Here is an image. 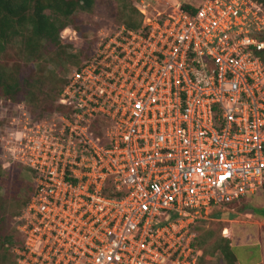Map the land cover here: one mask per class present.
<instances>
[{"label": "built area", "instance_id": "obj_1", "mask_svg": "<svg viewBox=\"0 0 264 264\" xmlns=\"http://www.w3.org/2000/svg\"><path fill=\"white\" fill-rule=\"evenodd\" d=\"M170 6L72 68L68 114L16 130L13 264H197L193 224L264 191V4Z\"/></svg>", "mask_w": 264, "mask_h": 264}, {"label": "rangeland", "instance_id": "obj_2", "mask_svg": "<svg viewBox=\"0 0 264 264\" xmlns=\"http://www.w3.org/2000/svg\"><path fill=\"white\" fill-rule=\"evenodd\" d=\"M176 1L131 0L137 9L145 6L146 14L169 11L170 5ZM119 16L120 6L115 0H95L90 12L75 13L70 18L67 27L69 29L65 30L66 37L63 44L70 45L65 47L67 53H76L78 49L85 48V55L90 56L102 40H108L120 29V26L124 25V21L119 19ZM143 16L138 9L135 19L142 21ZM12 43L6 50L0 51V64L17 74L20 84V89L12 100H8L0 89V204L4 214L0 232L6 236L11 232L14 224L15 216L12 218L10 214L26 200L31 192L29 182H32L30 171L20 163L12 161L10 156L17 145L16 130L24 129L28 112L32 113L34 118L41 119L47 116L54 118L55 121L60 119L58 116L61 114L69 113V109L59 102L62 81L74 68L72 62L84 58L80 53L77 58L61 62L55 58L53 50L49 51L45 48L37 59L26 60L22 58V54H18L20 53L18 43ZM217 209L219 212L224 211L223 214L210 215L209 226L203 227L200 232L199 246L203 251L197 264L223 263L224 259L218 249L219 245H223L221 238L232 243L234 251L241 259L246 258L244 254L248 249L257 247L259 243L258 225L245 220L250 219L246 214L251 212L254 218L264 223L263 190L247 194V197L240 201L215 208ZM224 228L228 229V233H222Z\"/></svg>", "mask_w": 264, "mask_h": 264}, {"label": "trees", "instance_id": "obj_3", "mask_svg": "<svg viewBox=\"0 0 264 264\" xmlns=\"http://www.w3.org/2000/svg\"><path fill=\"white\" fill-rule=\"evenodd\" d=\"M120 6L119 19L123 20V24L127 28L138 29L142 25V21H137L135 18L138 15V9L131 0H115ZM264 4V0H257ZM95 4V0H0V51L7 49L8 45L17 44L22 58L33 60L39 57V53L45 48L49 51H54L55 58L61 62H65L71 58H77L80 53L84 56L81 61L72 62V65L78 66L89 56L85 55V48L78 49V52L67 53L64 46V36L62 31L69 26L71 16L77 12H90ZM49 45L51 47H49ZM70 46V45H69ZM54 47V49H53ZM264 59V50L261 54ZM65 76L62 81V88L67 78ZM0 89L8 100H12L16 96V92L20 89L18 75L13 71L10 72L7 68L0 64ZM4 160V159H2ZM32 192V182H29ZM31 192L26 200L10 217L19 214L30 198ZM107 192V191H106ZM245 197V196H244ZM242 197L241 199H243ZM247 197V196H246ZM240 199V200H241ZM238 201H233V204ZM217 208V207H216ZM219 210L212 209L211 215L216 216ZM208 220H199L193 224V230L196 232L194 245L201 251L198 260L202 255V248L199 246V236L203 227L209 226ZM4 221L2 204H0V225ZM223 221V219H220ZM11 232L6 236L0 232V264L14 263V254L12 247L18 244L21 240L19 231L12 224ZM223 245H219L218 249L224 259L222 264H235L236 253L230 241L221 238Z\"/></svg>", "mask_w": 264, "mask_h": 264}, {"label": "crops", "instance_id": "obj_4", "mask_svg": "<svg viewBox=\"0 0 264 264\" xmlns=\"http://www.w3.org/2000/svg\"><path fill=\"white\" fill-rule=\"evenodd\" d=\"M229 211V210H228ZM224 211L218 212L220 215L223 214ZM251 212L247 213L246 215L250 217V219H246L245 221L256 223L259 227V243H257V247H251L246 251L244 256L245 259H241L238 257L236 253V262L235 264H264V233L263 227L264 223L261 220H257L254 218ZM228 233V230H227ZM232 245V243L230 242ZM233 246V245H232Z\"/></svg>", "mask_w": 264, "mask_h": 264}, {"label": "bare ground", "instance_id": "obj_5", "mask_svg": "<svg viewBox=\"0 0 264 264\" xmlns=\"http://www.w3.org/2000/svg\"><path fill=\"white\" fill-rule=\"evenodd\" d=\"M228 230V229H227ZM226 233H227V231H226Z\"/></svg>", "mask_w": 264, "mask_h": 264}]
</instances>
